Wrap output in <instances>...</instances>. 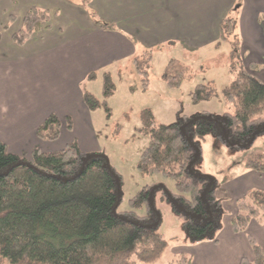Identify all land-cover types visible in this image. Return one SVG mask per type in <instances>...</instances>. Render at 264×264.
<instances>
[{"label":"trees","instance_id":"trees-1","mask_svg":"<svg viewBox=\"0 0 264 264\" xmlns=\"http://www.w3.org/2000/svg\"><path fill=\"white\" fill-rule=\"evenodd\" d=\"M80 5L96 23L107 24L85 1ZM8 18L3 28L15 19L13 15ZM48 20L47 9L29 7L21 16V26L11 34L12 42L22 45L46 28ZM234 22L228 12L219 26V37L232 47L229 81L221 90L232 110L226 104L221 114L202 111L168 124L158 123L148 107L139 112V131L148 136V143L138 157L137 169L144 176L161 173L173 177L177 192L159 184L143 185L129 199L130 209L118 210L122 177L104 153L84 151L72 139L53 150L35 146L24 156L9 151L0 139V264H136L134 257L152 263L167 245L157 230L160 215L153 205L154 192L160 188L180 220L184 240L215 239L225 210L216 195V178L193 169L201 157L200 139L213 133L216 140L241 148L264 134V81L253 74V63L244 66L235 52ZM152 48L143 45L132 57L144 87ZM182 66L171 58L162 78L170 85L179 84ZM93 75L91 71L87 77ZM113 87L109 73L104 72L103 97L109 96ZM216 94L210 84L198 83L191 98L196 102ZM82 99L89 109L99 104L88 91H83ZM65 123L70 128V117L65 116ZM61 125V119L50 113L36 127V135L53 140ZM245 167L264 173V155L251 154ZM142 205L145 212L137 215L134 208ZM235 209L229 220L233 232L244 231L252 219L264 220V189H248L236 198ZM247 238L253 258L241 257L239 264H264V249L252 236ZM190 259L182 252L168 264H190Z\"/></svg>","mask_w":264,"mask_h":264},{"label":"crops","instance_id":"crops-1","mask_svg":"<svg viewBox=\"0 0 264 264\" xmlns=\"http://www.w3.org/2000/svg\"><path fill=\"white\" fill-rule=\"evenodd\" d=\"M83 1L107 24L96 23L80 5ZM31 6L49 11L48 26L17 45L11 34L21 26V16ZM228 12L235 18V52L244 66L253 63V74L264 81V0H0V139L9 151L24 156L35 146L53 150L72 139L84 151L100 150L94 115L82 99L84 89L97 95V83L94 88L86 81L87 74L100 69L112 76L120 74L119 81L126 88L129 77L133 79L132 57L143 45L157 44L168 45L159 47L182 58V44L188 50L215 42L213 53L224 68L228 61L223 52L226 47L219 43V26ZM9 15L15 19L3 28ZM226 44L232 54L231 45ZM157 52L151 63L156 58L157 62L149 70L156 77L167 64ZM225 74L223 86L229 80V73ZM176 96L167 97L174 100ZM149 108L154 115L156 110ZM50 113L62 121L59 136L38 138L36 127ZM65 116L70 117V128ZM252 172L216 189L229 212L222 216L215 239L195 243H188L184 235L171 239L165 247L171 250L168 260L161 264L182 252L190 256V264H239L241 257L253 258L248 235L264 249V220L252 219L240 232H233L229 224L236 198L251 186L264 189V173ZM224 188L226 192H221ZM223 195L231 196L226 199Z\"/></svg>","mask_w":264,"mask_h":264},{"label":"rangeland","instance_id":"rangeland-1","mask_svg":"<svg viewBox=\"0 0 264 264\" xmlns=\"http://www.w3.org/2000/svg\"><path fill=\"white\" fill-rule=\"evenodd\" d=\"M219 40L220 46L226 47L223 52L226 56L225 60L229 62L233 58L228 51L229 46L226 44L229 42L220 37ZM214 43H209L201 48L188 47V50L182 44V58H180L181 54L174 57L173 50L166 52L159 47L161 45L169 48L166 44L154 45L150 52V67L152 64L151 59L155 58L153 53L157 52V49L162 50L157 53H160V58L165 57L167 64L171 58H176L179 63L182 62V76L177 85H170L162 78V75L156 77L151 75L149 71L146 87H144L142 76L133 68L134 81L129 77L126 88L119 81L120 74L110 75L114 85L113 91L109 96L103 97L102 75L105 69L94 71L92 77H87L86 81L92 83L94 88H96L97 83V95L94 96L99 100V104L91 111L94 115L95 130L101 146L99 151L107 156L110 166L122 177V195L118 210L130 209L129 199L143 185L159 184L170 192H177L173 177L161 173L144 176L137 169L138 157L148 143V136L139 131L141 126L139 112L143 107L154 108L156 110L155 120L158 123L167 124L184 115L191 116L202 111L221 114L226 104L232 110L233 106L225 103L221 94L225 84V73H229L230 66L225 61V67L222 68L220 57L215 56L216 54L213 53ZM155 62H157V58L153 62V66H155ZM185 65L190 66V69H185ZM166 66L161 74L164 73ZM224 69H226V72L223 71ZM153 70L155 72L154 68ZM198 83L210 84L217 94L194 102L190 91L192 92L194 86ZM161 85L163 87H160ZM168 95H177L175 97L177 99L168 98ZM200 143L201 157L193 163V169L216 178L218 182L216 189L222 184L225 187L230 182H237L251 175L253 172L245 167L246 158L253 153L264 155V134H258L251 144L241 148L216 140L213 133H207L200 139ZM148 182L149 184H146ZM254 187L256 185L251 186V188ZM221 192H226V189L224 188ZM223 196L229 199L231 195ZM227 204L225 205L227 206ZM153 205L160 214L157 230L163 234L167 242L179 239L183 235L180 220L172 210L171 202L163 196L161 188L154 192ZM134 211L137 215H143L145 206L134 208ZM228 212L229 209L226 208L224 213L227 214ZM169 251H171L170 248L164 249L160 257L152 263L139 262L135 257L134 259L137 261L136 264H161L162 261L168 260L166 257Z\"/></svg>","mask_w":264,"mask_h":264},{"label":"water","instance_id":"water-1","mask_svg":"<svg viewBox=\"0 0 264 264\" xmlns=\"http://www.w3.org/2000/svg\"><path fill=\"white\" fill-rule=\"evenodd\" d=\"M181 129H183V126H181ZM158 215H160V214L158 213Z\"/></svg>","mask_w":264,"mask_h":264}]
</instances>
